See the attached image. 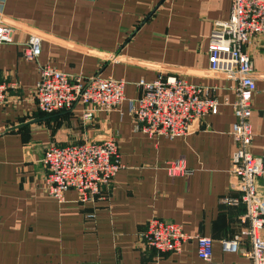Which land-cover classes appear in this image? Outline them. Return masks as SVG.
Here are the masks:
<instances>
[{"label": "crops", "instance_id": "obj_1", "mask_svg": "<svg viewBox=\"0 0 264 264\" xmlns=\"http://www.w3.org/2000/svg\"><path fill=\"white\" fill-rule=\"evenodd\" d=\"M0 19L14 26L12 43L0 47V264H252L243 237L238 252L222 241L246 225L235 198L230 161L235 146L231 104L235 82L208 70V37L214 23L229 19V0H0ZM32 33L40 56L26 60ZM252 62L256 92L249 122V151H264V36L242 46ZM69 77L125 81V100L109 113L83 119L85 107L42 114L35 86L40 66ZM176 76L212 88L215 115L194 122L180 139L149 138L134 129L129 102L138 82ZM113 138L120 169L101 197L80 202L75 190L56 201L45 186L41 159L49 146L64 147ZM182 159L191 176L171 178L170 160ZM261 183V179H258ZM264 193V189H263ZM157 217L182 225L190 235L212 238L209 261L194 239L180 253L145 247L140 236ZM264 239V228L261 230Z\"/></svg>", "mask_w": 264, "mask_h": 264}, {"label": "built area", "instance_id": "obj_2", "mask_svg": "<svg viewBox=\"0 0 264 264\" xmlns=\"http://www.w3.org/2000/svg\"><path fill=\"white\" fill-rule=\"evenodd\" d=\"M229 1V19L215 22L208 37V70L235 82L236 98L231 104L235 117L231 136L235 149L230 174L231 185L239 196L223 200L245 205L242 222L246 225L232 238L223 240L222 246L224 250L238 252L245 237L251 245L247 255L252 264H264V239L260 234L264 228V151L259 155L249 151L253 140L249 117L256 80L251 59L242 51V46L255 36H264V0ZM14 29L12 24L0 19V47L12 43ZM40 53L41 37L32 33L23 56L32 61ZM138 87L139 96L129 102V110L134 129L149 138H184L194 122L218 112L219 103L212 88L190 83L184 78L159 76L152 82L140 80ZM124 88L123 79L72 78L45 65L39 68L35 100L44 115L70 110L75 104H81L85 107L83 119L90 121L94 112L109 113L119 106L125 100ZM5 89L0 84V105L6 100ZM41 164L46 171V189L58 202L64 201V194L69 189L77 192L80 202L96 200L123 167L113 138L64 147L49 146L43 153ZM165 171L171 178H188L192 174L182 159L166 162ZM258 179L262 180L261 183ZM140 236L145 247L161 253H180L183 245L194 239L200 259L209 261L212 256L211 237L190 235L176 222L151 217Z\"/></svg>", "mask_w": 264, "mask_h": 264}]
</instances>
